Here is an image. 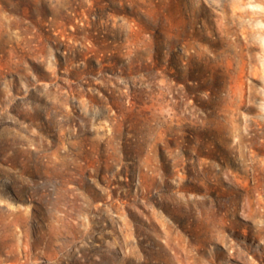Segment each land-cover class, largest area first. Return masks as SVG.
Returning <instances> with one entry per match:
<instances>
[{
    "label": "rangeland",
    "instance_id": "374dc122",
    "mask_svg": "<svg viewBox=\"0 0 264 264\" xmlns=\"http://www.w3.org/2000/svg\"><path fill=\"white\" fill-rule=\"evenodd\" d=\"M0 264H264V0H0Z\"/></svg>",
    "mask_w": 264,
    "mask_h": 264
}]
</instances>
